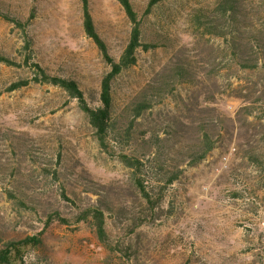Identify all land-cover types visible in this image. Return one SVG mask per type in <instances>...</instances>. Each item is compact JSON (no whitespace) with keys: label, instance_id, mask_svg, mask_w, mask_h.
I'll use <instances>...</instances> for the list:
<instances>
[{"label":"rangeland","instance_id":"rangeland-1","mask_svg":"<svg viewBox=\"0 0 264 264\" xmlns=\"http://www.w3.org/2000/svg\"><path fill=\"white\" fill-rule=\"evenodd\" d=\"M130 1L142 40L157 47L139 50L114 81L113 109L149 83L173 85L138 120L136 138L142 146V131L162 135L158 160L178 179L159 189L156 166L146 168L149 204L65 92L39 84L7 91L32 74L22 66V29L1 15L28 22L35 61L75 80L92 107L109 69L83 32L80 0H0V55L20 65L0 64L1 243L39 235L25 264H264V0H236L231 19L221 0H163L148 14L150 0ZM89 3L117 59L130 23L115 0ZM178 68L186 78L170 77Z\"/></svg>","mask_w":264,"mask_h":264},{"label":"trees","instance_id":"trees-1","mask_svg":"<svg viewBox=\"0 0 264 264\" xmlns=\"http://www.w3.org/2000/svg\"><path fill=\"white\" fill-rule=\"evenodd\" d=\"M123 9L125 16L130 23L129 37L126 46L120 56L114 58L105 40L100 36L92 17L89 0H80L82 29L87 38L95 45L102 60L107 65L109 71L102 77L98 92V106L92 107L88 104L79 84L70 78L51 74L42 67L33 57L32 41L26 33L28 22L21 21L1 15L7 21L14 23L22 29L24 34V57L23 64L31 74L30 79L14 82L7 88L8 92L19 90L30 84L50 85L61 89L66 95L75 100L79 109L84 114L88 124L94 131L95 139L99 148L108 155H117L120 162L129 169L130 180L142 198L154 206L148 183L144 180V170L154 168L156 174L155 185L159 189H166L171 186L179 174L168 171L165 160L159 161L163 156L165 139L157 131L146 130L140 133L142 146L136 138L137 123L139 119L153 107L159 104L164 95L172 91L173 85L168 81L161 85L149 83L150 85L139 89L128 99L120 112L115 113L113 109V83L123 73V71L134 67L137 64V54L139 50H153L157 46L153 43H145L142 40V22L137 12L134 10L130 0H115ZM163 0H150L145 10L148 14L151 7ZM236 0H221L219 10L223 18L231 19L235 14ZM1 14V13H0ZM211 34L216 33L217 27L207 23L202 24ZM218 34V32H217ZM0 64L5 66H20L8 57L0 55ZM256 66V65H255ZM170 77L182 80L187 77L185 68H178L173 71ZM170 88V90H169ZM211 149L207 144L204 151L192 160V164L200 162ZM62 198L69 201L64 192ZM93 218L95 232L101 242H106L104 230V220L101 212L95 210L90 214ZM41 244L39 235L25 237L22 239L10 240L1 243L0 240V264H25L28 252Z\"/></svg>","mask_w":264,"mask_h":264}]
</instances>
